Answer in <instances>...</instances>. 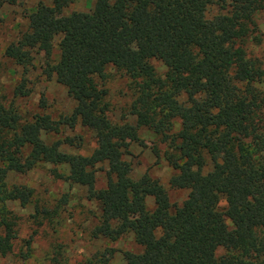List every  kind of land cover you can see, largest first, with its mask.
<instances>
[{
    "label": "trees",
    "instance_id": "trees-1",
    "mask_svg": "<svg viewBox=\"0 0 264 264\" xmlns=\"http://www.w3.org/2000/svg\"><path fill=\"white\" fill-rule=\"evenodd\" d=\"M16 2L0 0V9ZM71 2L40 1L28 14V30L5 48L24 66L32 50L41 51L46 72L74 106L63 120L47 113L22 117L0 98V257L13 253L18 235V217L7 202L25 206L34 194L10 182V174L49 163L56 167L52 173L84 187L97 203L93 237L114 241L132 234L141 250L125 251L126 264H264V90L258 85L264 60L249 48L264 41L257 21L264 0H221V11L210 17L213 0H95L89 11L64 14ZM155 60L166 68L163 74ZM108 68L129 80L126 116L133 121L109 115L102 84ZM24 81L16 96L27 95ZM62 124L89 130L91 152L64 150L75 142L60 134ZM142 128L165 146L170 187L188 191L181 203L170 201L157 177L133 176L124 146L141 142ZM101 164L107 167L105 186L97 188ZM36 212L52 216L44 207ZM30 254L27 239L18 256Z\"/></svg>",
    "mask_w": 264,
    "mask_h": 264
},
{
    "label": "rangeland",
    "instance_id": "rangeland-1",
    "mask_svg": "<svg viewBox=\"0 0 264 264\" xmlns=\"http://www.w3.org/2000/svg\"><path fill=\"white\" fill-rule=\"evenodd\" d=\"M50 4L52 0H18L15 4L4 3L0 9V98L6 105H15L22 117L32 113H47L55 120L66 119L74 106L73 99L66 88L57 82L55 75L46 72V57L41 51L32 50L31 59L26 66L18 65L5 55V48L10 42L18 41L28 30V14L39 2ZM220 1L213 0L208 7L210 17L220 10ZM95 0H72L62 11L64 14L72 10L89 11ZM259 28L264 36V15H258ZM59 37L54 40V52ZM253 53L264 60V41L260 45H250ZM159 74L166 68L160 61H154ZM22 79L23 89L27 95L16 96L14 91ZM107 89V100L110 102V117L114 121L124 118L133 121L132 116H126L131 102L129 80L114 68H108L107 77L102 82ZM264 90V82L258 84ZM63 136L73 138L75 145H64L63 149L73 153L88 154L95 146L92 133L80 124L74 127L61 125ZM141 142H129L124 146V158L131 163L132 174L138 177L147 172L157 177L166 187L170 201L181 203L187 196L186 189H173L169 178L173 173L172 167L163 157L165 146L159 144L151 131L140 129ZM154 147L159 154L154 153ZM54 165L40 163L25 174L12 173L9 181L24 184L34 189L32 200L22 206L18 201L7 202V207L17 218V239L14 251L5 257H0V264H86L94 260L96 264H126L125 251L139 252L141 247L134 241L132 234L127 233L117 240L110 241L104 237H93L91 230L96 225L99 209L97 203L86 197V189L57 177L52 173ZM96 187L105 186L106 165L97 166ZM59 172H66L65 167H57ZM207 170V169H205ZM68 201L61 204L62 196ZM148 207H153V198H147ZM220 206L225 201H220ZM38 208H47L52 216L36 212ZM55 212V213H53ZM31 239V254L26 260L18 256L24 248L25 240ZM223 248L217 249V254ZM59 253V254H58ZM57 260V262H56Z\"/></svg>",
    "mask_w": 264,
    "mask_h": 264
}]
</instances>
